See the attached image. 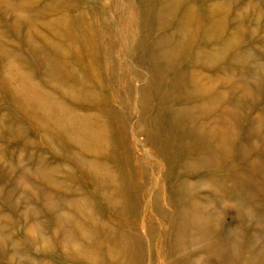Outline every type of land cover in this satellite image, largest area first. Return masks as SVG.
Returning a JSON list of instances; mask_svg holds the SVG:
<instances>
[{
  "label": "rangeland",
  "instance_id": "rangeland-1",
  "mask_svg": "<svg viewBox=\"0 0 264 264\" xmlns=\"http://www.w3.org/2000/svg\"><path fill=\"white\" fill-rule=\"evenodd\" d=\"M167 2H151L148 10ZM135 5V2L127 4L125 0H34L30 3L0 0V53L5 48L30 59L33 50L42 46L47 48L50 44L48 50L54 55L57 51L51 44L64 43L56 40L53 29L60 32L67 25V15L84 12L90 22H99L101 34L107 37L103 43L105 53L114 54L115 76L110 75L109 68L113 65H107L103 54L100 58L102 65L96 68L107 73L105 86L109 91L118 95L121 91H131L130 114H126L124 121L130 129L132 148L147 161L157 164L158 170L152 171L150 178L146 179L151 181L145 183L140 175H135L134 180L138 177L141 187L151 192V200L147 197L148 206L150 202L154 204L152 193L158 191L159 182L163 195L160 204L164 208L153 212L156 208L153 205L155 208L152 207L151 212L157 222L146 228H143L144 219L146 222L151 220L150 213L148 219L143 218L144 213L131 216L128 225H118L115 218H109L110 215L104 216V222L108 221L110 227L123 229L119 230L126 233L129 241L136 243L138 260L133 264H264V0H175L171 13L168 12L169 15L155 26L145 22L144 14ZM189 6L193 11L190 22L194 24L191 27L184 21V10ZM199 12L208 15L205 14L202 23L195 24ZM23 13L30 14L26 15L29 22L21 15ZM131 20L137 22L136 27L130 25ZM198 25L199 31L194 33L190 28ZM135 40L137 46L133 45ZM186 41L197 42L195 50L200 54L190 61L182 59L179 62L188 69L186 75L193 73L199 84L213 86V111L203 118L204 121H198L205 127L213 121L215 159L210 171L193 172L198 166L180 163L176 169L171 167L174 171L167 176L170 170L159 162L162 158L157 147L161 146V141L145 142L141 128L150 131V121L160 114L175 113L179 110L177 105L182 107L176 90L168 86L161 88L169 91L164 97L163 94L153 95L149 87L153 81L165 77L161 68L166 62L162 60V50L173 48V53H177L181 51L177 48ZM148 44L155 46L159 59L144 58ZM97 57L90 50L82 60L88 62ZM40 58L19 61L27 65L25 70L37 69L36 77L45 84V92L50 90L59 96V90L42 77L40 71L45 65ZM82 60L76 57L72 61L76 65L74 75L83 72ZM8 61L0 55V264H90L84 262V255L73 253L75 242H68L67 249L63 243L68 240L67 234L73 233L79 242L82 231L86 230L83 234L93 232L89 225L93 221L92 213L86 208L89 198L95 197L96 202L104 205L107 201L96 193L94 186L79 184V178L77 189L69 192L67 177L81 171L71 159L74 146L66 138H58L54 145L50 139L52 136L33 121L26 105L15 96L16 80L9 82L5 68ZM67 83L74 87L75 78ZM101 89H104L103 85ZM144 96H151L152 103L143 102ZM109 100L116 110L123 109L121 96ZM65 114L68 115L67 111ZM117 132L120 133L119 128ZM59 144L63 150L57 148ZM56 166L61 170L53 174ZM160 170L161 174H158ZM44 172L52 173L58 184L66 185L68 190L49 185L39 174ZM181 178L191 182L194 196L213 213V223L205 229L208 231L206 237L203 238L201 230H193L190 226L191 236H187L190 240L184 246L180 236L185 238L189 228L179 226L173 220L183 210L181 205L177 211L175 205L184 197ZM172 180L177 184L174 181L172 184ZM212 181L213 188L209 189L206 182ZM173 188L178 190V195L175 194L172 204L168 191ZM42 191L61 199L62 207L50 210ZM106 206L111 210L109 205ZM102 209L106 210L103 206ZM109 212L107 210V214ZM164 213L165 218L161 216ZM99 252L101 256L105 255L104 250Z\"/></svg>",
  "mask_w": 264,
  "mask_h": 264
},
{
  "label": "bare ground",
  "instance_id": "bare-ground-1",
  "mask_svg": "<svg viewBox=\"0 0 264 264\" xmlns=\"http://www.w3.org/2000/svg\"><path fill=\"white\" fill-rule=\"evenodd\" d=\"M31 1L34 0H24V3H30ZM156 1L157 0H125L127 4L135 2V8L144 14L145 22H150L149 25L154 26L163 21L162 19L169 15L168 12L171 13L175 3V0H168L167 3H161L157 9L154 5L148 10L149 4L151 2L155 3ZM158 1L160 2L161 0ZM190 8L191 6L184 10L186 14L184 16V21L190 23L189 27L194 24L190 22V16L193 14ZM205 14L206 13L199 12V15H196L195 24L202 23V18L208 15ZM209 14L212 17V13ZM21 15H24L28 22L30 21L28 19L29 17L26 16L30 15L29 13H23ZM86 15L87 14L84 12L80 14L75 13V15L70 16L67 15V25H64L63 29L58 33L56 29H53L56 40L58 39V42L64 43V45L60 43L51 44L57 51L54 55L48 50L50 44L47 45V48L42 46L39 47L38 50H33L32 54L34 57L29 55L30 59L27 58V55H16L13 51L6 50L5 48L1 49L0 55L9 60L5 67L7 69V77L10 81L7 80L9 82L12 81L11 83L16 80V85H14V87H16L14 89L15 96L26 105V108L31 113L33 121L38 125L40 124L45 132L52 136L50 139H52L54 145L58 138H66L73 144L74 150L71 159L81 168V171L78 175H75L76 177L72 174L71 176L67 174V178L70 181V183L66 181L70 189L69 192L77 189L79 184H86L87 186H94L96 193L98 192L101 194L107 201V204L104 205L100 202H96L95 197L87 200L86 208L92 213L93 217V221L89 222L93 232L89 231L83 234L86 230L82 231L81 240L79 242H76V236L72 235L73 233L67 234L65 237L68 238V240L63 243L64 247L67 249L68 242H75L76 247L73 253L75 255H84L82 257L85 260L84 262L88 261L90 264H133V262H136V259L138 260L136 243L127 239L124 235L126 233L122 232L123 229L110 227V223H107L108 221L105 223L104 216L110 215L109 218H115L118 225L119 223L128 225L131 216L138 217L144 213L145 216L143 215V218L147 217L148 219L150 213L151 220L148 219L146 222V219H144L145 224L143 223V228H146V226H149L151 223L154 224V222L157 221H155L156 219L154 220L152 216V214H154L153 212H157L158 209L164 210L163 205L160 204L163 198L161 192L162 186L157 182L159 189L152 193L154 195L152 199L154 204L150 202L148 206L147 197H149V199L151 198V192L141 187V184L137 182L138 177L136 178L137 180H134V176L140 175V179H143L145 183L149 182V180L151 181V179H146L150 178L149 176L152 171L158 170L157 164L147 161L143 155L136 153L132 148L133 143L130 137V129L124 121L126 114H130L129 110L132 105L131 91H121V95H118L113 91H109V88L105 86L106 83H108L107 73L105 71H100L96 67L102 65V60L100 58L103 54L107 65H113L109 68L111 72L110 75L115 76L114 69L116 65L114 58H112L114 54H110L108 51L105 53L103 43L107 41V37L101 34L99 22H94L93 24L90 22L91 19L88 20L86 18ZM130 25L136 27L137 22L131 20ZM190 29L194 33H197V31H199V25ZM150 32L151 30L148 29V33ZM28 38L30 39V37ZM196 44L197 42L189 43L186 41L177 48L181 50L177 53H173V48L165 49L164 52L162 50V60L166 62L162 64L163 67L161 66V68L162 74L165 77L158 81H153V84L149 87L152 94L155 96L163 94L165 97L167 95L166 93H169V91L161 88L166 86L172 90H176L178 101H181L182 105V107L177 105L179 110L175 111V113H169L167 115L160 114L153 121H150V131L147 132L144 128H141L145 142L152 143V141H161V146L157 147L162 158V162L161 160L159 162L167 165L170 170L166 173L167 176L169 174L171 176V171H174L180 163L184 165H189V163H191L192 165L198 166L193 172H199L202 169H208L210 171L213 166V159H215L213 154V147H216V145L213 144V121L208 122L211 127L208 125V127H205L204 124L198 121L199 119L203 120V118L210 116L211 111H213V94L211 93V91H213V86L211 84L212 87L205 86L196 82L193 73L192 75H186L188 69H185L184 65L179 63L182 59L190 61L193 56L197 58V55H200L198 54V50H195ZM133 45L137 46L138 42L135 40ZM90 50L99 57L88 62L82 60ZM145 53L144 58L146 60H150L151 58L159 59L154 45L148 44ZM39 57H42L40 61L45 65V68L40 71L42 72V77H44L48 83L50 82L52 87L59 90V96L50 90L45 92V84L43 85L36 77L37 69L33 71L32 69L25 70V66L27 65L19 61V59H28L32 61V59ZM76 57L82 60L80 63L82 64L83 72L79 73V75L73 74L76 65L72 61H74ZM161 62L162 61H160L159 64ZM99 72L100 83L104 86V89H101L102 85H99V81L97 80ZM192 76L194 77L192 78ZM73 77L76 81V85L74 84L73 86L78 87V89L68 86L67 81H73ZM206 90H208V92ZM60 91H62L63 94L60 95ZM113 96L122 97L124 103H122L123 109H119L120 112L113 107L112 101L109 100V98ZM142 101L148 105L151 104V96L142 97ZM87 103L90 104L87 105ZM143 110H145L144 105ZM66 111L68 115L65 114ZM118 128L120 133L117 132ZM57 148L60 150L64 149L61 144H59ZM151 166L153 167L151 168ZM171 167L175 168L171 170ZM54 169L55 171H52L53 174L61 170L59 166H56ZM161 171L162 170H160L158 174H161ZM189 172L190 171H186L185 173ZM52 173L39 174L43 176L49 185L67 191V186L59 185L58 180L53 177ZM166 174L164 177L167 182L168 178ZM78 178L80 179L79 184L77 182ZM173 181L174 180H172V184L175 182ZM166 182L163 184L164 189H166ZM206 183L209 184V189L213 188V181ZM175 184L177 183L175 182ZM180 184V188L183 189L182 193L184 197L179 199L180 201H176L175 205L177 211H179L181 205L183 206V210L181 213L179 211V215L173 217V220H175V223H178L177 225L180 226L181 224L189 228V232L185 238L180 236V242L184 246V243L186 244V242L190 240L187 237L190 235V226L194 228L193 230H201L203 238L206 237L208 231L205 229L208 224L213 223V213L207 211L205 206L200 204L197 197L194 196V192L191 191L193 187L191 182L181 178ZM169 185H171V183ZM173 189L168 191V196L171 198L172 204L175 201V194L178 193L177 189ZM42 195L45 197V202L49 209L51 208L56 211L62 207V203L60 202L63 201L61 199L54 198L51 194L49 195L45 192H43ZM177 195L178 194H176V196ZM106 205H109L111 210H109ZM153 205H155L157 209L153 207ZM102 206L105 207L106 210H103ZM152 207L155 208L153 212H151ZM107 210L110 211L109 214H107ZM97 215H100V217ZM161 216L165 218L166 214L164 213V215ZM169 220L171 221L170 218ZM150 228L153 229L152 225H150ZM194 242H196V240ZM124 243H127V245L125 246ZM85 248L91 252H87ZM101 250H104V256H101L99 252ZM133 255L135 256L134 258ZM129 256H131L133 260H131V258L126 259Z\"/></svg>",
  "mask_w": 264,
  "mask_h": 264
}]
</instances>
